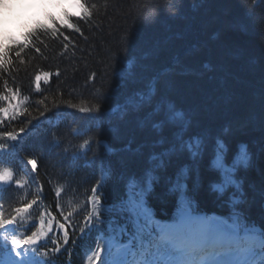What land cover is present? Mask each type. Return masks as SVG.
I'll return each instance as SVG.
<instances>
[{
	"label": "trees",
	"instance_id": "trees-1",
	"mask_svg": "<svg viewBox=\"0 0 264 264\" xmlns=\"http://www.w3.org/2000/svg\"><path fill=\"white\" fill-rule=\"evenodd\" d=\"M84 2L92 16L71 20L83 35L63 27L57 38L40 34L43 43L34 38L40 53L27 48L17 58L13 52L11 66L0 69V93L6 94L7 82V88L19 90L30 113L0 125V132L23 127L26 135L0 140L9 145L0 158L20 143V156L38 161L35 176L26 171V187L50 204L56 218L55 232L42 236L34 259L88 264L108 234L135 235L137 215L121 203L130 195L131 181L148 189L146 202L158 215L176 214L178 197L171 189L180 180L196 209L264 230V0ZM35 25H25L19 38L4 32L0 45L22 39ZM42 73L51 76L37 90L34 78ZM150 81L160 93L148 98ZM96 105L99 113L78 111ZM57 112L58 122L35 135L36 120ZM166 116L171 119L155 128ZM56 136L63 144H54ZM195 137L205 147L194 160L180 145ZM85 140L90 149L82 152ZM217 140L227 147V160L242 143L249 151L247 163L234 169L235 184L223 194L212 190L221 180L212 165ZM97 184L107 209L104 224L82 233ZM52 240L61 245L58 253ZM6 243L9 248L10 239Z\"/></svg>",
	"mask_w": 264,
	"mask_h": 264
},
{
	"label": "snow or ice",
	"instance_id": "snow-or-ice-1",
	"mask_svg": "<svg viewBox=\"0 0 264 264\" xmlns=\"http://www.w3.org/2000/svg\"><path fill=\"white\" fill-rule=\"evenodd\" d=\"M74 5L79 11H64L62 16L48 13L46 20L37 21L32 29L23 34L22 39L11 38L10 45H0V69L11 66L13 52L17 58L21 57L27 48H32L36 53H40L41 48L34 43V38L43 43L40 40V34L51 33L53 38H57L62 36L60 29L63 27L73 29L83 35L81 29L72 24L71 20L74 16L86 19L93 13L84 0H74ZM63 39L68 41L69 37L63 36ZM63 47L66 49L68 45L64 44ZM56 75L59 76V72ZM50 76V73L35 75V88L39 90L42 79H50ZM6 84L7 82H5L6 94L0 93V101H3L5 105L0 107V125H4L5 121L10 123L19 116L28 113V109L20 99L19 90L7 88ZM40 103L42 104L43 101ZM71 107L77 108L76 105H71ZM78 111L83 114L99 113L100 106L96 105L94 108L80 106ZM28 114L30 115V113ZM44 115V112L40 113V116ZM176 115L181 114L177 113ZM170 119L171 117L166 116L165 119L154 124V127L162 128ZM28 123L31 124V120ZM24 132L23 127L18 131H3L0 132V140L17 141ZM88 144L89 141L85 140L80 146L81 149H85ZM8 147V144L0 143V154H5ZM180 147L181 149L187 148L195 160L201 155L205 146L200 137H195L183 142ZM225 150L223 141L217 140L212 163L213 167L220 172L221 180L212 185V190L220 194L235 184V167L247 162L246 154L241 152L231 167L226 166L224 163ZM27 164L35 173L38 167L37 161L29 158ZM13 183L17 189H23L28 181L23 178L15 179L14 172L10 167H0V186ZM42 187L39 185L40 190ZM129 187L130 195L121 203L122 206L129 207L130 211L136 209L138 212L139 220L135 235L127 241H122V238L113 235L105 241L104 245L97 244L95 251L88 257V264H264V230L256 231L246 225L241 226L236 217L218 219L215 216L198 214L193 201L186 193V185L180 180H177L171 189L178 197L177 211L171 223L156 222L147 210L145 202L147 188L140 187L135 181H131ZM101 188L102 185L97 184L91 189L90 208L86 209L88 214L84 218L85 224L81 228L82 233L85 227H100L104 224L102 213L107 209L104 207V200L98 191ZM54 194L59 199L61 191L57 189ZM37 203V199L34 198L22 206L15 207L7 215L3 205H0V230H3L0 233V264H44L43 260L37 262L33 258L34 250L31 249V246L38 245L41 237L46 235L44 212L38 213L40 226L37 231L31 232V235L23 238L15 234L10 238L8 235V226L17 225ZM32 227H35V224ZM59 227L64 229L63 224H60ZM48 230H51L50 222ZM64 237V244H67L66 229H64ZM9 239L10 249L6 243ZM52 243L56 244L53 251L58 253L61 245L56 240H52ZM113 249H115V253H113ZM42 255L47 257L48 251H44Z\"/></svg>",
	"mask_w": 264,
	"mask_h": 264
},
{
	"label": "rangeland",
	"instance_id": "rangeland-1",
	"mask_svg": "<svg viewBox=\"0 0 264 264\" xmlns=\"http://www.w3.org/2000/svg\"><path fill=\"white\" fill-rule=\"evenodd\" d=\"M48 4L51 10H57L56 5L51 0L48 1ZM42 5V3L38 2L31 3L29 0H0V30H6L15 21L23 22L32 21L33 18H43ZM70 9L73 12L79 10L74 3ZM225 165L229 167L230 163L226 162ZM149 212L151 213V211ZM216 218L219 219L221 217L218 216Z\"/></svg>",
	"mask_w": 264,
	"mask_h": 264
}]
</instances>
